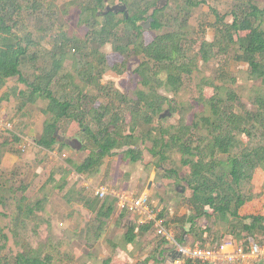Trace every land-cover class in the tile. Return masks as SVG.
I'll list each match as a JSON object with an SVG mask.
<instances>
[{"label": "trees", "instance_id": "trees-1", "mask_svg": "<svg viewBox=\"0 0 264 264\" xmlns=\"http://www.w3.org/2000/svg\"><path fill=\"white\" fill-rule=\"evenodd\" d=\"M56 1L0 0V87L8 79L16 78L23 89L14 87L11 94L20 102L19 106L44 103L40 112L45 121L35 145L49 152L55 149L62 152L67 146L56 141L55 132L80 136L83 141L80 151L89 153L79 163L67 158L63 173L66 176L73 172L86 178L98 174L104 159L114 152L121 151L125 160L135 163L141 159V148L149 143L147 151L159 160L157 168H160L167 161L166 154L174 150L180 154V166L170 168L165 179H178L186 185L187 194L176 191L175 195L183 197L190 212L187 217L163 221L166 227L170 223L177 226V241L186 243V237L193 235L199 246H213L205 242L209 230H199L196 222L200 218H214L245 251L249 237L261 243L264 216H243L241 211L255 198L251 192L254 173L259 170L264 173V0H183V4L170 7L173 12L168 17L163 15L167 8L154 10L155 3L151 0H78V23L86 29L84 37L72 38L65 25L48 21L53 35L49 36L51 49L47 50L25 25L30 15L25 17V7L40 22L42 19L34 14L45 11L46 18L52 19L51 9ZM117 3L127 6V19L123 13L103 14L107 5ZM225 4L228 9L223 11ZM203 6L208 8L209 21L202 24L200 38L194 39L195 31L189 21ZM150 11L153 14L149 15ZM149 17L153 18L150 29L157 32L155 35L142 29ZM166 21L167 26H172L167 27ZM207 28L213 31L211 42L205 37ZM106 45L112 46L120 62L112 66L107 63L101 52ZM134 56L141 63L131 75L137 88L132 97L101 84L107 71L120 74L126 60ZM40 60L44 64L36 66ZM199 60L203 64L218 61L213 79H203L198 89L196 102L202 110L194 114L191 126L187 125L186 113L181 111L178 125L167 128L159 119L161 111L167 108L170 114L177 113L170 98L187 93L186 87L198 70ZM232 64L245 67L246 80L251 85L250 109L244 107L228 85L234 81ZM33 66L36 67L30 73ZM205 87L213 90L211 98L204 97ZM168 94L172 97L168 98ZM11 131L12 124L10 129L0 128V132L10 134L12 142L19 143V137ZM5 143L0 148H5ZM6 150L20 155L24 149ZM188 167L190 172L180 177L179 171ZM11 174L15 176L14 172ZM1 179L0 207H4L11 194L26 188L9 187V182ZM261 189L264 197V185ZM82 202L94 217L85 231L87 240L91 238L93 243L105 231L117 201L113 197L90 196L82 198ZM33 206L40 209L43 201ZM34 207L24 196L16 199V230L26 219H35ZM156 216L163 220L164 213ZM124 218L126 213L120 211L119 219ZM150 229L151 224L128 225L124 243L133 244ZM257 235L262 238L257 240ZM7 241L0 232V264L56 261L54 247L43 251L24 242L21 252L14 257L3 255ZM165 245L159 238L156 249H160L161 259L154 260L155 263L172 264L170 249ZM152 258L150 255L149 259ZM103 264H110V260Z\"/></svg>", "mask_w": 264, "mask_h": 264}, {"label": "rangeland", "instance_id": "rangeland-1", "mask_svg": "<svg viewBox=\"0 0 264 264\" xmlns=\"http://www.w3.org/2000/svg\"><path fill=\"white\" fill-rule=\"evenodd\" d=\"M151 1L155 3L153 8L156 7L158 10L167 8L163 13L165 17L173 12L170 9L171 6L183 4V0ZM77 2L78 0L56 1L55 7L51 9L52 19L46 18L47 12L45 11L34 14L42 19L40 22L34 20L30 9L25 7V17L30 14L25 20V25L29 31L35 34L36 39L43 45V49H51L49 36L53 33L49 30L48 21H54L60 26L65 25L67 34L72 38L84 37L86 29L78 23L80 9L76 6ZM227 9L226 4L222 6L223 11ZM207 14L208 8L203 6L189 21L190 28L195 31L194 39L200 38L198 36L201 33L202 24L209 21ZM165 24L167 26L169 23L166 21ZM171 26L172 24L167 27ZM145 32L149 35L157 34L151 29ZM205 32L206 40L211 42L214 36L213 31L207 28ZM101 52L105 54L106 61L110 66L121 61V58L112 51L111 45L104 46ZM126 61V67L121 70L120 74L111 70L107 71L101 80V84L116 89L127 97H132L133 91L137 88L131 80V75L141 63V59L134 56ZM43 64L44 61L40 60L36 66ZM36 66L30 69V73ZM69 67L67 65V68ZM217 67V60H212L208 64H203L199 60L198 70L194 73L193 80L186 87L187 93L184 92L180 97L174 98H170L172 97L171 94L167 95L177 113L162 119L164 126L167 128L176 127L181 117V111L186 113L187 125L191 126L194 114L202 110L196 102L200 83L203 79L211 81ZM231 70L234 81L228 85L238 94L244 107L250 109L251 85L246 80L245 67L232 64ZM14 87L23 89L16 78L8 79L5 86L0 87V119L5 125L6 123L12 124L11 132L19 137L20 142L14 143L9 133L0 132V144L6 142V147L0 148V177L9 182V187L22 185L26 191L18 190L15 194H11L10 198L6 200V206L0 207V232L8 238L3 255L14 257L21 252V244L24 242L34 248L43 249V251H49L51 247L52 249L54 247L57 252L54 264H103L107 259L110 260V264H160L154 262L156 259L159 261L161 257L159 256L160 249H156L159 238L152 229L145 232L143 237L138 236L133 244L126 245L124 243L123 235L126 233V227L137 225L138 219L135 215L127 213L126 218L120 220V212L117 207L107 221L106 229L100 239L93 241V243L90 241L91 238L88 241L85 231L90 220L93 224L92 219L94 217L83 207L82 198L90 196L94 198L91 186L105 185L116 193H126L132 196L147 194L153 214L164 213L162 221L181 216L187 217L190 212L183 201V197L175 195L176 191L180 195L187 194L186 185L180 183L178 179H165V174L170 168L180 166V154L174 150L169 151L166 154L167 161L161 164L162 169L161 167L157 168L159 160L151 157L147 151L150 145L147 143L141 148L142 155L138 162L132 163L125 160L121 151L114 152L113 156L104 159V164L98 174L91 178L76 177L73 172L65 176L63 173L64 168H66L65 160L71 158L79 163L88 155L89 151H80L82 148L76 151L67 147L62 152L57 149L49 152L37 147L35 140L42 133L45 121V117L40 112L44 103L39 102L36 105L26 107L19 106L20 102L11 94V89ZM203 95L207 99L211 98L213 90L205 87ZM166 112L170 113L167 108H164L161 114ZM57 134L66 140H76L83 146L80 136L74 134L65 136L59 131ZM193 138H197V136ZM244 140L246 141L245 138ZM21 145L25 146L23 147L24 150L20 151V155L6 150L9 147V149L19 151ZM13 172L15 176L11 174ZM189 172V167L180 170V177ZM251 184L253 187L251 192L254 193L255 198L245 205L241 214L243 216H264V197L261 189L264 185V173L260 170L255 172ZM21 196H24L32 207L37 201H43V206L40 209L35 206L33 209L35 219H26L22 227L16 230L14 227V218L17 215L16 199ZM196 223L199 230H209L204 236L207 245L236 240L233 236L228 235L224 227L217 224L214 218H200ZM168 228L172 229L175 234L178 230L174 223H170ZM261 238L257 235L256 239ZM195 240L193 235H189L186 237V244H198L199 242ZM167 247L165 245V248ZM150 255L153 256L152 259H149ZM163 264L167 263L164 262Z\"/></svg>", "mask_w": 264, "mask_h": 264}, {"label": "built area", "instance_id": "built-area-1", "mask_svg": "<svg viewBox=\"0 0 264 264\" xmlns=\"http://www.w3.org/2000/svg\"><path fill=\"white\" fill-rule=\"evenodd\" d=\"M0 128L10 129L11 125L8 123L5 125L0 119ZM76 177L79 176L76 175ZM90 188L93 190L94 196L99 199L115 198L117 209L135 215L138 225L151 224L156 235L169 247L172 264H185L187 261L200 264H264V240L259 243L249 237L247 239L248 251H245L242 245L233 240L208 248H203L198 244H181L177 241L174 231L166 227L163 221L153 214L147 194L132 196L126 193H116L105 185L91 186Z\"/></svg>", "mask_w": 264, "mask_h": 264}, {"label": "water", "instance_id": "water-1", "mask_svg": "<svg viewBox=\"0 0 264 264\" xmlns=\"http://www.w3.org/2000/svg\"><path fill=\"white\" fill-rule=\"evenodd\" d=\"M156 9L157 8L155 7L154 10ZM107 13H116V14L123 13L126 19L129 17V12L125 4H119V5H113V6L107 5L105 7V11L103 12V14H107ZM151 14H153V12H151ZM152 22H153V18L149 17L148 20L145 22V24H142L143 31L149 30ZM169 116H170V113L166 112L164 114H161L159 116V119H164ZM54 136L56 137V141L58 143H65V145L69 147L70 149L78 151L82 148V144L76 140H66L63 136H58L57 132H55Z\"/></svg>", "mask_w": 264, "mask_h": 264}, {"label": "clouds", "instance_id": "clouds-1", "mask_svg": "<svg viewBox=\"0 0 264 264\" xmlns=\"http://www.w3.org/2000/svg\"><path fill=\"white\" fill-rule=\"evenodd\" d=\"M117 207V206H116ZM120 212V211H119ZM124 213H126V212H124ZM127 214V213H126ZM129 214V213H128Z\"/></svg>", "mask_w": 264, "mask_h": 264}]
</instances>
